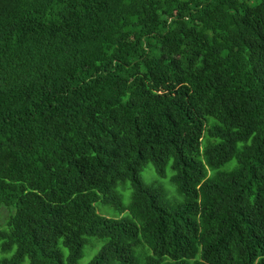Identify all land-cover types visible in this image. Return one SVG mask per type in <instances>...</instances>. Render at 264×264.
<instances>
[{"label": "trees", "instance_id": "1", "mask_svg": "<svg viewBox=\"0 0 264 264\" xmlns=\"http://www.w3.org/2000/svg\"><path fill=\"white\" fill-rule=\"evenodd\" d=\"M0 208V264H264V0H0Z\"/></svg>", "mask_w": 264, "mask_h": 264}, {"label": "rangeland", "instance_id": "2", "mask_svg": "<svg viewBox=\"0 0 264 264\" xmlns=\"http://www.w3.org/2000/svg\"><path fill=\"white\" fill-rule=\"evenodd\" d=\"M209 128V126H208ZM209 131H211V129H209ZM212 134V138L211 140H216L217 138V134L216 132H214L213 130L211 131ZM172 175V171L169 168V166L166 168V176L162 179L158 178L153 167L151 165L147 166L142 172H141V176L143 178V180L146 183H150V182H158V184L162 185V187L164 188V191L166 193V196L172 201V199H175L178 197V195L176 194L175 188L172 186V184L170 183V177ZM127 188V186H126ZM119 192L121 193H125L126 195L129 194V190L126 189L123 190L122 186L119 188ZM174 197V198H173ZM125 202H127L128 200L125 199ZM107 209L105 210L107 212V216H112L113 215V210L106 207ZM103 210V209H102ZM7 215V211L4 208H0V223L2 222V218H4ZM114 215H116V213L114 212ZM97 250V248H89L88 250H86L84 252L83 257L78 261L77 264H87L89 262V260L91 259V257L94 255L95 251ZM1 256V254H0Z\"/></svg>", "mask_w": 264, "mask_h": 264}]
</instances>
